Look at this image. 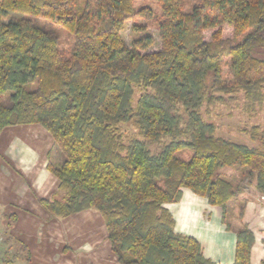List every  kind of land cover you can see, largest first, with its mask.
<instances>
[{"label": "trees", "instance_id": "16d2710c", "mask_svg": "<svg viewBox=\"0 0 264 264\" xmlns=\"http://www.w3.org/2000/svg\"><path fill=\"white\" fill-rule=\"evenodd\" d=\"M150 1L157 14L135 0H0V129L49 131L62 158L47 167L61 195L40 203L59 218L97 210L120 264H218L174 231L166 205L187 188L220 208L229 228L239 187L221 168L264 195V128L242 129L259 143L248 146L218 135L200 112L223 93L241 91L250 109L264 101V0ZM136 16L157 30L158 46ZM54 23L74 36L67 54ZM126 122L141 138L125 139ZM186 150L187 160L178 156ZM253 243L242 224L230 264H251Z\"/></svg>", "mask_w": 264, "mask_h": 264}, {"label": "crops", "instance_id": "0c3cea01", "mask_svg": "<svg viewBox=\"0 0 264 264\" xmlns=\"http://www.w3.org/2000/svg\"><path fill=\"white\" fill-rule=\"evenodd\" d=\"M61 158L52 135L38 123L0 129V264H120L97 210L59 218L40 203L61 195L59 181L47 167ZM242 192V222L228 228L220 208L184 188L177 202L166 205L174 231L194 237L211 261L230 264L236 230L246 224L254 234L250 262L259 264L264 258V200L255 188L250 196Z\"/></svg>", "mask_w": 264, "mask_h": 264}, {"label": "rangeland", "instance_id": "374dc122", "mask_svg": "<svg viewBox=\"0 0 264 264\" xmlns=\"http://www.w3.org/2000/svg\"><path fill=\"white\" fill-rule=\"evenodd\" d=\"M134 6L136 7V9L140 7L149 6L151 7L152 11L156 14L159 11L158 4L150 0H135ZM135 21L136 23L139 24L149 23V21H147L143 16H136ZM52 25L59 37L58 49L60 50V52L67 54L69 52V49H71L73 45L74 36L65 28L55 23ZM130 26H131L130 22H127L126 27L122 32V37L126 42V44L128 45L130 44V40H131ZM145 33L151 34L155 39V45L156 46L159 45L157 30L155 28L149 25ZM208 36H209L208 34H205L206 38H209ZM222 70H223L225 83H228L230 78L229 70H228V66L225 63L222 64ZM262 93L264 94V88L262 90ZM137 95L138 92H136L134 99L137 98ZM221 95L223 96L222 100L209 105L204 104L200 108V112L202 116L207 121L214 123L218 135L228 138L237 143L258 147L259 143L252 141L248 137V135L244 134L242 129L245 127L250 128L255 125H259L262 128H264V101L260 106H255L254 109H250L248 106H246L243 99L244 98L243 93L241 91H237L236 93H231V94L223 93ZM5 98H6V94L3 95L2 100ZM121 131L123 132L125 139L131 137L141 138V136L138 134L136 128L132 125L131 122L123 123L121 125ZM148 144L152 152H157L159 150L160 145L158 143L149 142ZM190 154H191L190 151L186 150L181 153H178V156L180 158L187 160L189 159ZM219 172L222 176H225L228 179L232 180L233 183L239 187V193L240 192L243 193L242 191H246L247 194L249 193L250 196V190H253L254 186L253 184H247L245 180H242V175L240 171H235L230 168H221ZM159 184H162V180L159 181ZM260 198L264 200V195L260 194ZM242 202H244V199H242V197H240L238 194L236 199L231 201L228 205L227 220L228 223L232 226L237 225L239 220H241L242 222L243 217L239 218V214H238L240 213L241 210V208H239V203Z\"/></svg>", "mask_w": 264, "mask_h": 264}]
</instances>
